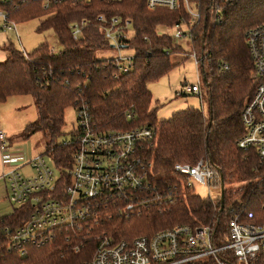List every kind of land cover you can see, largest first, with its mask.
Returning <instances> with one entry per match:
<instances>
[{"label": "trees", "instance_id": "16d2710c", "mask_svg": "<svg viewBox=\"0 0 264 264\" xmlns=\"http://www.w3.org/2000/svg\"><path fill=\"white\" fill-rule=\"evenodd\" d=\"M191 2L200 16L192 27L190 46L197 56L210 111L206 115L202 109L190 107L163 120L151 109L153 95L148 84L174 67L172 53L184 52L170 34L159 33L160 27L190 20L184 5L151 10L146 0H92L80 5L62 0L49 8H44L43 0L0 2V9L14 23L46 16L40 28L53 29L60 45L57 53H51L47 42L31 52L10 44L7 57L0 61V104L10 96L30 94L38 108V118L27 125L25 137L43 132L47 137L43 154L56 168L66 171L74 146L65 142L67 137L62 142L58 139L64 134L70 105L77 111L86 105L93 124L101 130L154 126L157 135L142 144L140 153L152 163L150 180L164 199L162 205L143 208L129 217L120 214L114 203L97 205L96 219L58 227L51 241L27 244L26 254L8 248L10 232L6 228L13 231L26 222L33 204L14 207L0 217V264H82L96 254L101 236L133 239L180 224L211 225L215 243L220 245L229 241V220L234 213L264 212V160L255 150H242L237 144L245 131L242 111L256 87L246 34L264 23V0ZM216 12L222 17L220 21L213 20ZM100 14L133 20L134 36L125 41L134 51L128 71L121 69L117 58L96 57L97 50L112 45L97 20ZM83 19L88 24L76 40L69 26ZM201 158L216 166L222 176V211L221 196L201 197L174 169L177 162L195 164Z\"/></svg>", "mask_w": 264, "mask_h": 264}, {"label": "built area", "instance_id": "2783aa9c", "mask_svg": "<svg viewBox=\"0 0 264 264\" xmlns=\"http://www.w3.org/2000/svg\"><path fill=\"white\" fill-rule=\"evenodd\" d=\"M7 1L0 0L3 3ZM57 1L62 0H43L44 8ZM71 1L80 5L92 0ZM146 3L151 10L159 7L178 9L181 5L186 7L190 20H182L180 25L171 27L174 28L173 32L167 33L185 51L186 41H191L192 27L200 16L198 8L191 0H146ZM217 13L214 14V21L222 18ZM0 18L13 23L4 25L8 29L16 28L3 9H0ZM97 20L102 24L109 43L119 48L126 45L128 32L134 31L133 20L128 17L100 14ZM87 24V19L70 24L74 39L80 38ZM246 41L254 64L256 87L242 111L245 131L237 144L242 150H255L264 160V23L250 28ZM49 48L51 53L58 52L54 44H50ZM192 53L197 64L196 53ZM131 64L132 56L128 57V63L119 60L123 71H128ZM200 91L199 84L185 82L177 94ZM88 111L86 105L80 106L77 111L78 125L70 131L65 141L74 146L71 165L66 171L56 168L51 158L43 153L26 156L0 130L1 161L3 167L8 169L1 174L6 198L13 208L33 204L26 222L13 231L6 228V232H10L7 242L9 249L26 254L27 244L42 245L51 241L58 227L96 219L97 205L114 203L120 214L129 217L142 212L143 208L164 203L150 180L152 163L145 161L140 153L142 144L157 135V128L144 125L127 130H101L95 127ZM132 116L133 113L128 114L129 118ZM24 166H30V173L23 172ZM174 169L193 190L194 181L221 186L219 169L205 158L195 164L177 162ZM262 209L264 211V203ZM263 214L249 211L241 216L234 213L229 220V241L220 245L215 243L211 225L180 224L158 230L151 236L142 235L133 239L121 240L104 235L99 239L93 258L82 264H195L212 259L215 264H264Z\"/></svg>", "mask_w": 264, "mask_h": 264}, {"label": "rangeland", "instance_id": "374dc122", "mask_svg": "<svg viewBox=\"0 0 264 264\" xmlns=\"http://www.w3.org/2000/svg\"><path fill=\"white\" fill-rule=\"evenodd\" d=\"M46 16H37L28 20L15 23L13 30L4 25L9 23L0 18V53L8 54V45L13 44L19 49L27 52L33 51L40 44L47 42L60 47L57 34L53 29H41V22ZM13 24V23H9ZM161 33H171L174 28L160 27ZM134 31L128 32V37L132 38ZM187 49L184 52H174L171 54V61L174 67L169 73L148 84L153 95L151 109H155L159 120L170 118L175 112L190 107L202 109L206 115L209 114L210 104L207 89L202 75L198 71L196 60L192 53L190 41L187 40ZM134 55V51L129 46L117 47L109 46L99 49L96 52L97 59L117 58L122 63H128V57ZM185 82L197 83L200 86L199 93L178 95ZM38 118V108L34 98L30 94L13 95L0 104V130H3L10 138V143L18 148L26 156L32 157L44 153L47 137L41 131L25 137L26 127ZM66 124L63 128L64 134L58 139L62 142L69 132L78 125V112L75 106L70 105L65 113ZM1 160V156H0ZM2 162V161H1ZM6 168L3 167V171ZM30 166H24L23 172L30 173ZM8 171V169H6ZM194 192L203 198H216L221 196V186L200 184L193 182Z\"/></svg>", "mask_w": 264, "mask_h": 264}, {"label": "crops", "instance_id": "0c3cea01", "mask_svg": "<svg viewBox=\"0 0 264 264\" xmlns=\"http://www.w3.org/2000/svg\"><path fill=\"white\" fill-rule=\"evenodd\" d=\"M7 57L5 52L0 53V61H3ZM3 172V165L0 160V217L10 213L13 210V206L6 198L5 182L1 178Z\"/></svg>", "mask_w": 264, "mask_h": 264}, {"label": "water", "instance_id": "95a60500", "mask_svg": "<svg viewBox=\"0 0 264 264\" xmlns=\"http://www.w3.org/2000/svg\"><path fill=\"white\" fill-rule=\"evenodd\" d=\"M113 46V45H112ZM126 46V45H124ZM224 182H223V179H222V176H221V211L223 210L224 208Z\"/></svg>", "mask_w": 264, "mask_h": 264}]
</instances>
